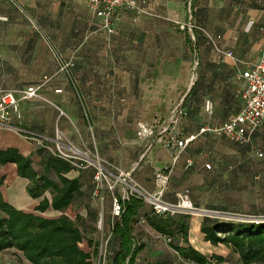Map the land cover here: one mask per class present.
Listing matches in <instances>:
<instances>
[{"label":"crops","instance_id":"obj_1","mask_svg":"<svg viewBox=\"0 0 264 264\" xmlns=\"http://www.w3.org/2000/svg\"><path fill=\"white\" fill-rule=\"evenodd\" d=\"M138 3L141 12L136 15L120 11L114 22L115 32L108 34L102 20L86 8L84 0H0V89L39 86L40 95L51 103L39 98L21 100V118L15 119L14 124L49 139L62 135L74 145H95L102 158L121 169L132 170L137 181L152 190L157 188L155 173L171 166V158L160 143L148 147L150 139H138L137 124L158 126L181 103L186 114L178 128L182 135H189L202 124L222 123L237 113L242 106L240 73L249 62L257 60L262 44L264 0ZM189 22L192 33L187 29ZM206 34L220 36L219 43L232 51L233 57L216 52ZM107 35L115 52L103 55ZM55 51L65 61L73 60L74 65L61 69ZM103 56H110L106 66H102L106 60ZM195 57L199 64L197 79L192 74ZM206 100L211 101V113L205 111ZM260 130L264 127L253 135L252 143L259 136L264 139V135H257ZM203 139L191 143L172 168L163 195L166 200L175 201L177 190L189 181L204 182L200 168L191 172L180 167L190 157V147ZM249 147L248 156L258 158L253 145ZM9 148L29 157L37 175L59 183L57 172L45 168L48 152L22 134L0 127V150ZM89 170L72 168L63 174L69 179L77 178L81 192L63 211L51 207L37 211L43 198L51 201L52 189L38 198L31 197L27 192L29 180L18 175L15 163L0 165V190L4 201L18 210L48 218L64 214L73 221L80 216L78 223L85 226L93 224L87 211L92 190ZM144 207V211L150 210L145 204ZM168 216L180 218L177 214ZM216 219L223 222L208 215L190 216L186 222L189 245L207 258L204 264H233L227 256L232 252L230 248L219 245L227 250L221 253L220 247L204 240L202 224ZM113 220L111 214L106 224L102 217L98 222L99 231L107 240V253L99 255L100 242L97 264H114V255L120 249V238L112 230ZM93 226H97L95 222ZM130 228L134 245L139 247L132 264H199L176 251L175 247L188 246L178 232L166 235L156 231L143 214L131 220ZM88 231L82 229L84 235ZM20 254L17 260L0 252V264H31ZM214 255L223 261L212 258Z\"/></svg>","mask_w":264,"mask_h":264},{"label":"built area","instance_id":"obj_2","mask_svg":"<svg viewBox=\"0 0 264 264\" xmlns=\"http://www.w3.org/2000/svg\"><path fill=\"white\" fill-rule=\"evenodd\" d=\"M86 8L96 17L102 20V26L108 34L115 32L114 22L120 11H128L138 15L141 12L138 0H84ZM3 17H0V19ZM184 28V26H182ZM187 29L192 33L193 25L189 22ZM262 44L257 60L249 62L247 67L240 73L242 86L239 94L242 106L239 111L231 115L222 123L202 124L196 133L182 135L178 126L184 118L186 112L181 103L176 105L168 116L158 126L138 123L137 137L141 141L150 139L148 147L153 143H160L171 158V166L155 173L156 191H150L138 182L132 175V170L121 169L114 163L102 158L100 153L93 145H74L66 141L62 135H55L54 138H47L35 135L28 129L14 124L15 119L21 118L20 101L39 98L46 102L45 97L40 95V87L34 84L17 89H0V127L12 129L29 140L34 141L52 156L68 162L71 166L79 170L91 169L93 180V197L104 200L103 194L109 193L111 202V214L114 220L124 211L123 202L134 197L140 199L151 211L158 216L166 215H208L214 211L199 210L195 207L188 188L176 194L175 201H167L163 198L166 185L170 179L172 168L177 165L188 146L194 141L205 138L208 135H216L237 143L241 146L252 145L253 135L264 127V27H261ZM212 47L216 52L225 56L233 57L230 50L224 49L219 43L220 36L213 37L206 34ZM55 55V54H54ZM57 58V55H55ZM58 59V58H57ZM60 68L69 69L74 65L73 60H59ZM198 61L195 62V65ZM51 103V102H50ZM58 108V107H57ZM204 108L207 113L212 112L211 101L206 100ZM59 109V108H58ZM254 150L258 158H264V151ZM194 161L187 157L182 165L183 170L193 167ZM205 167L210 169V164ZM197 210L200 211L197 212ZM197 212V213H196ZM216 214H221L215 212ZM223 216H229L222 213ZM229 220L264 223V215H231ZM112 221L113 226L115 221ZM107 240L100 244L99 255L107 253Z\"/></svg>","mask_w":264,"mask_h":264},{"label":"trees","instance_id":"obj_3","mask_svg":"<svg viewBox=\"0 0 264 264\" xmlns=\"http://www.w3.org/2000/svg\"><path fill=\"white\" fill-rule=\"evenodd\" d=\"M6 163H15L18 175L29 180L27 192L31 197L38 198L47 189H52L51 201L43 198L36 207L39 212H44L49 207L63 211L72 203L75 195L81 194L79 180L63 175L74 167L51 154L46 159L45 168H52L57 172L59 183L51 181L46 175H37L30 158L20 155L16 149L0 150V165ZM2 184L3 177L0 176V188ZM93 188L92 185V197ZM123 206L124 211L119 220L114 222L112 229L120 238V249L114 255V264L133 263L139 247L134 245L130 222L140 214L160 233L171 235L174 231L178 232L188 244L185 248L175 247L184 258L199 264L207 262L204 255L189 245L186 223L189 215L177 214L180 218L158 216L151 209L144 211V203L134 197L123 202ZM0 211L4 214V217H0V252L15 248L31 264H93V257L98 255V247L92 246L93 240L87 239L80 228V216L73 221L64 214L48 218L24 212L5 202L1 190ZM91 216L95 222L96 214ZM201 232L205 241L214 246L224 245L238 254L239 264H264V223L233 220L219 222L216 219L210 224H202ZM81 243H85L87 250L80 246ZM212 258L223 261L219 256L214 255Z\"/></svg>","mask_w":264,"mask_h":264},{"label":"rangeland","instance_id":"obj_4","mask_svg":"<svg viewBox=\"0 0 264 264\" xmlns=\"http://www.w3.org/2000/svg\"><path fill=\"white\" fill-rule=\"evenodd\" d=\"M196 50L199 53V49L197 48ZM114 52L115 49L111 47L110 36L107 35V38L104 37L102 53L103 55H109ZM54 54L57 55L58 59L56 56L55 59L58 64L59 60L63 59V57L58 51H55ZM103 58H106V60H103L102 66H106L110 62V56H103ZM196 61L197 58L195 57L192 63V74H195V79H197V68L199 65H195ZM257 135H264V130H260ZM252 145L254 149H264V139L259 136L253 140ZM89 147L92 148L93 146ZM190 149L192 150H190L189 156L196 163L188 171L193 172L196 170L195 168H200L204 182L189 181L177 191L180 192L184 188L190 189V198L194 206L198 207L199 210L214 211L210 215L218 218L220 221H228L231 215L238 214L264 215V159L251 158L248 156L251 151L249 146H241L216 135H208L198 145L196 144V146H192ZM206 163L210 164V169L205 167ZM180 167H182V163ZM88 174V178L91 176L93 185L92 171L89 170ZM51 177L56 180L54 175H51ZM149 190L156 191L157 188ZM103 197L104 200H100V198L91 197L88 194L87 211L91 215L96 214L97 219L95 223L97 226H93L94 221L93 224L87 223L85 226L79 223L82 229L84 228L85 231L89 230L88 233L92 232L90 235L87 233L84 236L87 239L93 240V247H98L100 242L104 244L106 240L105 234L102 236L99 231L98 222L102 217L106 224L111 216L109 193H104ZM79 200L81 199L77 198V201ZM195 201L200 205H196ZM199 210L197 212L200 213ZM216 211L221 214H216ZM222 213H226L229 216H223ZM0 217H4L1 211ZM218 247H220L221 253H223L222 250L227 251L222 246L218 245ZM82 248L87 249L85 246H82ZM4 252L20 260L21 254L17 249L10 248ZM227 256L231 257L233 264H239V257L236 253L229 252ZM98 257V255L93 257V264H97Z\"/></svg>","mask_w":264,"mask_h":264},{"label":"bare ground","instance_id":"obj_5","mask_svg":"<svg viewBox=\"0 0 264 264\" xmlns=\"http://www.w3.org/2000/svg\"><path fill=\"white\" fill-rule=\"evenodd\" d=\"M195 215H198V214H195Z\"/></svg>","mask_w":264,"mask_h":264}]
</instances>
